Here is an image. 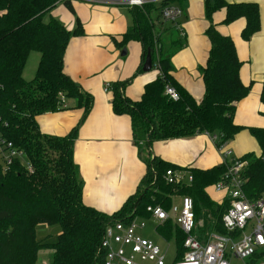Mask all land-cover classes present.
<instances>
[{"label":"trees","instance_id":"16d2710c","mask_svg":"<svg viewBox=\"0 0 264 264\" xmlns=\"http://www.w3.org/2000/svg\"><path fill=\"white\" fill-rule=\"evenodd\" d=\"M174 1L148 2L130 8L131 25L120 41L115 42L123 47L131 40L138 41L141 55L136 72L142 71L148 51L152 67H157L159 72L144 85L136 101L123 95V87L129 80L111 83L112 111L129 116L137 147L201 132L216 133L220 142H229L246 129L256 140L259 153L241 155L248 160L243 171V191L247 198L255 199L264 191V126L234 123L236 105L248 94L249 85L240 79L241 61L233 40L216 29L212 15L225 8L224 23L244 17L241 37L248 40L260 27L258 5L204 0L208 22L204 34L210 47L201 69L203 95L196 101L172 77L170 58L162 51L160 35L174 27L171 22L160 20L159 10ZM58 3L73 11L70 0H0V139L21 149L32 168L28 171L18 159L6 171L0 166V264H36L38 251L43 246L53 251L48 264H99L100 242L108 223L128 221L134 216L148 218V205L168 209L174 197L183 195L191 197L195 220L202 221L197 231L199 237L212 230L224 233L221 215L228 207V199L218 202L207 192L225 171L222 163L201 169L149 156L136 191L119 209L105 213L83 202L82 180L73 158V145L93 99L63 71L67 44L72 36H79L83 31L80 24L69 30L54 17L45 19ZM175 43L180 44V41H173ZM31 51H38L39 59L34 77L25 80L22 71ZM167 85L176 90L178 100L164 94ZM259 98L264 105V72ZM68 101L83 110L77 124L63 136L41 132L37 117L66 107ZM168 169L188 170L191 182L168 184L164 179ZM39 224L58 227L54 242L48 241L49 235L37 238ZM156 231L165 240H174L173 260L182 259L184 235L180 229L167 220L156 226Z\"/></svg>","mask_w":264,"mask_h":264},{"label":"crops","instance_id":"0c3cea01","mask_svg":"<svg viewBox=\"0 0 264 264\" xmlns=\"http://www.w3.org/2000/svg\"><path fill=\"white\" fill-rule=\"evenodd\" d=\"M225 1L255 2L259 8V30L248 40L241 37L244 17L224 23L226 10L220 8L213 13L212 21L221 34L233 40L241 61L240 79L243 84L249 85L248 94L236 105L234 123L263 127L264 105L259 94L264 72V0ZM70 3L73 11L63 3H58L45 19L54 17L69 30L80 24L83 31L81 35L70 38L63 56V71L93 99L90 111L78 127L73 145V158L82 180L83 202L105 213L119 209L136 191L149 156L178 166L201 169L220 163L219 152L205 132L183 138L156 140L149 147L135 145L129 116L112 111L111 90L103 89L105 83L129 80L123 87V95L136 101L140 99L144 85L158 75L159 71L154 66L148 71L136 72L141 55L138 41L131 40L123 47L115 42L120 41L121 35L131 25V7L105 0H70ZM173 4L182 9L177 22L183 37L175 28L163 31L160 41L162 35L168 32H175L176 36L170 39V47L166 50L161 41L162 51L170 58L172 77L199 101L203 95L201 69L210 47L204 34L208 25L204 0H176ZM173 41H180V44H173ZM24 71L25 65L23 77ZM82 113V108L68 101L67 106L58 111L39 115L37 124L43 133L63 136L77 124ZM228 145L238 156L248 152L259 153L256 140L246 129L236 134Z\"/></svg>","mask_w":264,"mask_h":264},{"label":"built area","instance_id":"2783aa9c","mask_svg":"<svg viewBox=\"0 0 264 264\" xmlns=\"http://www.w3.org/2000/svg\"><path fill=\"white\" fill-rule=\"evenodd\" d=\"M100 1V0H87ZM164 0H105L129 7H140L145 3H161ZM160 20L171 22L183 37V31L177 20L182 15L180 6L168 3L159 10ZM104 91L111 90V83H105ZM164 94L172 100H178L176 90L167 85ZM220 155V163L225 171L213 185L215 193L228 199V207L221 215L224 233L207 231L202 237L198 229L201 220H195L193 202L188 195L179 196V204L174 201L168 209L161 205H148V218L134 216L128 221L114 220L103 231L100 248L102 257L99 264H231V259H239L242 264H264V191L255 199L246 197L243 186V171L248 160L236 155L228 141L220 142L218 134H209ZM18 159L28 171L31 165L25 159V153L11 142L0 139V166L6 171L14 160ZM168 184H188L192 176L185 169H168L164 174ZM171 220L183 233L182 259L165 261L164 252L151 239L140 233L147 222L156 226ZM40 264H48L42 260Z\"/></svg>","mask_w":264,"mask_h":264},{"label":"rangeland","instance_id":"374dc122","mask_svg":"<svg viewBox=\"0 0 264 264\" xmlns=\"http://www.w3.org/2000/svg\"><path fill=\"white\" fill-rule=\"evenodd\" d=\"M176 36L175 32H168L167 34H163L161 37V41L163 44V49L166 50L170 47V39H173ZM174 48H172L173 50ZM37 58V62H36ZM39 59V52L38 51H32L30 52L28 59L25 64V71H24V78L25 80H30L34 77L35 70L37 67ZM30 73V74H29ZM32 73V74H31ZM146 148V147H144ZM146 151V150H145ZM208 194L214 199V200H221V194H216L212 187L207 189ZM179 197L176 196L174 199V202L176 204H179ZM155 224L152 221L147 222L146 226L141 229L140 233L149 239L153 240L164 252L165 255V261L170 262L172 261L175 253V243L173 239L170 240H165L162 238L157 231L155 230ZM37 238H41L42 235H49L48 241L54 242L56 240V234L58 232V227L57 226H50V225H44V224H39L37 226ZM52 249L50 247L43 246L39 251H38V258L36 264H40L42 260H45L47 263H49L52 259ZM231 264H242V261L239 259H231Z\"/></svg>","mask_w":264,"mask_h":264},{"label":"water","instance_id":"95a60500","mask_svg":"<svg viewBox=\"0 0 264 264\" xmlns=\"http://www.w3.org/2000/svg\"><path fill=\"white\" fill-rule=\"evenodd\" d=\"M123 53L124 52L122 51V54ZM151 67H152L151 54L148 51L146 56H145L144 62L142 64V71H148L151 69Z\"/></svg>","mask_w":264,"mask_h":264}]
</instances>
